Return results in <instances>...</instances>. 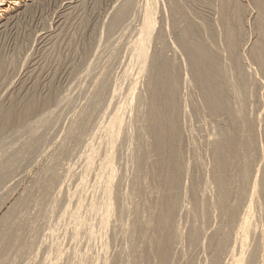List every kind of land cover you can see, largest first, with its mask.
I'll return each instance as SVG.
<instances>
[{
    "label": "rangeland",
    "instance_id": "374dc122",
    "mask_svg": "<svg viewBox=\"0 0 264 264\" xmlns=\"http://www.w3.org/2000/svg\"><path fill=\"white\" fill-rule=\"evenodd\" d=\"M21 3L0 17V111L15 109L12 119H16L15 122L11 119L13 123L8 121L7 126L0 122V240H3L0 241V264H26L27 261V264L161 263L154 242L158 234L157 217L163 208L160 198L167 191V187L164 183L161 155L153 150L155 137L146 130L149 100L154 98L156 89L145 82L147 78L150 79L151 73L148 71L159 61L165 63L169 86L168 108L165 113L167 122L162 129L166 135H175L173 142L167 144L170 149L164 156L174 158L176 154L180 158V164L183 163L171 226H176L180 232H184L180 234L175 228H172V232L168 231L169 239L175 241L168 240L172 247L171 255L168 254L165 264L169 259L168 264H213V261L216 264H234V256L240 257L236 254H242L243 251L249 254L254 248H258L256 253L262 250L264 70L253 53L257 47L264 49L261 20L264 0H27ZM226 3L229 10L227 14L223 9ZM174 7L178 8L175 10ZM150 18L154 22L150 21ZM148 22H153L150 24L152 27ZM145 24L148 30L149 27L152 29L147 34L140 30L146 27ZM232 25L237 26L234 28ZM231 30L236 32L237 36L235 53L232 54L229 53V48L227 49L228 33L233 32ZM183 36H191L190 40L214 51L213 56L221 69L228 66L230 71L235 69V72L231 71L230 74L229 71L222 70L228 74L224 77L222 73V76L225 80L229 78L227 81L231 82L232 90L235 84L239 83V74L243 73L240 78L244 76V79H241L246 80L244 86L247 88L241 84L244 90L246 89V97L242 95L244 90L240 89L241 85L238 84L239 89L237 85L236 87L239 93L243 90L240 93L242 97L231 99L239 93L237 91V94H234L227 82L225 99L232 102H227L226 111L210 112L205 104L203 90L194 77L188 57L184 53L181 43V39H185ZM141 37L146 42V45L143 44L144 48L149 45L146 50H142V44L138 43L139 40L144 43ZM136 51L141 53H138V57L133 54L137 53ZM154 57L161 59L156 61ZM226 63H232V66ZM235 63L239 65L238 68ZM230 80H233V83L236 80L237 83L233 85ZM138 95L140 102L135 99ZM238 97L240 101L241 98L244 99L239 103ZM32 104H36L37 109ZM228 104H232L231 111L228 110ZM30 106L35 107L34 111L25 112V108L29 109ZM237 106L242 107L237 109ZM239 114L240 118L236 119ZM114 118L118 121L121 118L125 123L120 125H125L123 128L127 129H122L118 124L122 121L117 122ZM112 123L116 126L113 127ZM247 123L252 124L254 131ZM244 126L249 127L248 130ZM227 127L239 142L238 149H241L238 151L251 152V160L247 162L249 166L246 176L241 174L242 171L236 170L238 163H235L237 167L230 176L234 177L230 178L233 181L230 180V193H227L228 200L225 201L227 204L224 202L223 206H218L216 185L212 178L215 157L210 145L212 141L223 137L221 133H225ZM112 131H115L113 135ZM106 141H111V145ZM102 142L111 148V153L108 147L101 146ZM96 151L98 153H95ZM240 161L245 162L244 159ZM85 162H89L87 168L83 166ZM130 179L134 181L131 182ZM252 179H257L258 188L262 191H256L257 197L254 194L256 203L253 202L255 205L251 204V207L255 210L250 207L253 220L259 221H255L256 232L250 233L246 239L249 243L244 246L247 247L246 250L243 245L239 249L243 242L241 238L238 239L240 242L236 239L238 234H241L237 232L236 226L245 215ZM84 180H88L87 185ZM100 183L107 187L106 190H103ZM79 184L81 190L77 189ZM240 187L245 191L241 195L237 194ZM240 200L242 203L239 206ZM89 201L94 202V206ZM233 202L241 208L237 207L239 211L236 209L234 216L229 213L228 216L226 211L234 205ZM256 205L258 210L262 208L260 212ZM121 208L124 210L122 213L118 211ZM191 208H195V213H189ZM91 209L94 213L89 212ZM228 219L234 220L233 225ZM75 223L80 224L79 229ZM258 224H261V227ZM132 228H136L135 232H132ZM260 229L263 236L258 234ZM192 230L198 239L190 240ZM4 232H7L6 236L12 232L11 236L9 235L12 238L8 236L6 241ZM258 235L262 238L258 239ZM13 240L14 242H11ZM259 240L262 243H259ZM218 242H223L222 247ZM57 248L60 252L55 250ZM232 252L234 256L231 255ZM257 259L253 264H262L258 262L261 260ZM128 261L131 263H127Z\"/></svg>",
    "mask_w": 264,
    "mask_h": 264
},
{
    "label": "bare ground",
    "instance_id": "6f19581e",
    "mask_svg": "<svg viewBox=\"0 0 264 264\" xmlns=\"http://www.w3.org/2000/svg\"><path fill=\"white\" fill-rule=\"evenodd\" d=\"M22 1H27V0H0V17H2V15H5L8 11H10L12 8H16V6H18V4L19 3H21ZM31 1V0H30ZM35 1V0H34ZM47 1V0H46ZM172 1V0H171ZM175 1V0H174ZM176 3V2H175ZM22 4V3H21ZM26 7V6H25ZM176 7V6H175ZM174 7V9L176 10L177 8H175ZM152 9V8H151ZM155 9H156V7H155ZM173 9V10H174ZM223 9H224V13H226L227 11H229L228 10V5H227V3L223 6ZM153 10H154V7H153ZM155 11V10H154ZM15 12V11H14ZM151 12V11H150ZM156 12V11H155ZM174 12V11H173ZM262 12V35L264 36V10H262L261 11ZM152 14H154L153 12H151ZM151 13H149V15L151 14ZM151 14V15H152ZM227 14V13H226ZM8 15V14H7ZM150 15V16H151ZM175 15V14H174ZM149 16V17H150ZM153 17V16H152ZM151 17V18H152ZM151 18H150V21H153V20H151ZM154 18V17H153ZM3 19V18H2ZM149 21V20H148ZM235 21V20H234ZM238 20H236V22H237ZM154 22V21H153ZM153 22L152 23H149V26H151L152 24H153ZM235 22V23H236ZM238 23V22H237ZM151 24V25H150ZM147 24H145V26H146ZM239 25V24H238ZM233 26V25H232ZM231 26V28H235L237 25H235V26H233L232 27ZM152 27V26H151ZM230 28V29H231ZM140 30H143V32H145L146 34L147 33H149V30H151L152 31V29H150V27H149V30H148V27L146 26V27H143L142 29H140ZM231 31H233V30H231ZM237 31V30H236ZM189 32V31H188ZM151 33V32H150ZM190 33V32H189ZM188 33V34H189ZM236 32H230V33H228V47H227V49L229 48V53L230 54H232V52H234L235 51V47H236V45H237V42H236V38H237V36H236V34H235ZM151 35V34H150ZM186 36V35H185ZM143 37V36H142ZM141 37V38H142ZM147 37H148V35H147ZM184 37V36H183ZM185 39V41L183 40V38L181 39L183 42H181V43H183L182 44V46H183V50H184V53L186 54V57H188V61H189V64H190V66H191V68H192V71L194 72V77L196 78V80L198 81V84H199V86H201V88H202V90H203V97H204V100H205V104H206V106H207V108H209L210 109V112H213V113H215V112H217V111H224L226 108H227V102H232L230 99H228V101H226L227 99H225L226 98V96H227V88H228V85L227 84H230L229 86H231L232 84H231V82H229V81H227L229 78H227V80H225L224 78H223V76L225 77H227L228 76V74H230V73H232L231 71H233V72H235L233 69L230 71L229 70V66L226 68V67H224L223 69H221L219 66H218V64H217V61H216V57H214L215 55H214V51L212 52V51H210V50H208L207 48H205L202 44H200V43H198V42H196V41H192V40H190L191 39V36L189 37L188 36V38H186V37H184ZM190 38V39H189ZM139 39H140V36H139ZM138 40V39H137ZM145 40H146V37H145ZM149 40H150V37H149ZM140 41L141 40H139V45L140 44H142L141 46H142V50H146L147 48L146 47H148V46H146L145 48H144V46L146 45V42H144V40H143V38H142V41L144 42V43H140ZM147 41V40H146ZM149 42V41H148ZM137 43V42H136ZM143 44H145L144 46H143ZM137 45V44H136ZM134 47V46H133ZM144 48V49H143ZM137 49V48H136ZM139 49V48H138ZM256 50H255V52L253 53V55H255V57L256 58H258V61H260V64H261V68L264 70V49L263 48H261V47H257V48H255ZM134 51V50H133ZM131 52V51H130ZM137 53H133V54H136V56L135 57H138L137 55H138V53H140L141 52V48H140V52H138V51H136ZM145 52V51H144ZM228 53V54H229ZM235 53V52H234ZM130 54V53H129ZM132 54V53H131ZM141 54V53H140ZM139 54V55H140ZM157 54V53H156ZM158 55H160L159 53H158ZM214 55V56H213ZM134 56H133V58H134ZM157 56V55H156ZM229 56V55H228ZM158 57V56H157ZM157 57H154L155 58V60L156 61H158V60H160L159 58H157ZM136 59V61H137V58H135ZM142 60V59H141ZM231 60V59H230ZM133 61H135V60H133ZM233 61V60H232ZM234 61H235V59H234ZM237 62V61H236ZM130 63H131V61H130ZM137 63V62H136ZM233 63V62H232ZM232 63H230V64H227V65H230V66H232L231 64ZM134 64H135V62H134ZM142 64V63H141ZM233 65H234V63H233ZM235 65H236V63H235ZM129 66V65H128ZM137 66V65H136ZM135 66V67H136ZM226 66V65H225ZM238 66L239 65H236L235 67H237L238 68ZM135 67H133V68H135ZM137 68V67H136ZM233 68V67H232ZM129 69V68H128ZM221 69V70H220ZM222 70H224V72H228L229 71V73L226 75V73H224ZM226 70V71H225ZM237 70V69H236ZM237 71H239V70H237ZM130 72V71H129ZM148 72H150L149 74H150V79L148 80V78L146 79L147 81H145L147 84H150V85H152V86H154L155 87V89H156V91H155V96H154V98L153 99H151V100H149V109H148V113H147V116H148V127H147V129L146 130H148V132L149 133H151L152 135H154V139H155V142H154V148H153V150H156V152L159 154V155H161V165H162V171L164 172V174H165V179H164V183H165V187H167V191L165 192V193H163L162 194V197L160 198V201H161V204L163 205V208H162V210L159 212V214H158V217H157V222H158V227H157V230H158V234H157V236H156V239H155V242H154V245H155V250H156V252H157V257L158 258H160V259H158L161 263L160 264H165L166 262H167V260H168V258H167V256H168V254H170V248L172 247V245H171V243H168V240H171V239H169V237L170 236H168L169 234V232H172V230L176 227V226H174V228L171 226V218H173L174 216H173V214H172V212H174L173 210H174V207H175V204L177 203V201H176V199H177V192H176V190H177V188H178V184H179V181H180V177H181V175L183 174V167H182V165H183V163H182V165L180 164V158H179V156L178 155H176V154H174V158H172V157H165L164 156V154H165V152H167V151H169V149H170V147L167 145V144H171L172 142H173V140H174V138H175V135H166L165 133H164V130L162 129V127H163V125L167 122V117H166V115H165V113H166V110H167V108H168V101H167V93H168V88H169V86H168V81H167V72H166V67H165V63L164 62H161V61H159L157 64H154L153 65V68L152 69H150V71H148ZM239 72H242V70L241 71H239ZM127 73V72H126ZM222 73H223V76H222ZM238 73V72H237ZM236 73V75H238ZM241 75H243V73H240ZM240 74H239V83H237V81L236 80H234L235 81V83H237V84H235V83H233V80H230V81H232V83H233V85L235 84V89H236V91H235V89L233 88V90H232V86H231V90L234 92V94L238 91V89H239V87H238V84H243V86H244V83H246V82H244V81H246V80H243L242 81V79L241 78H243L244 79V76L243 77H241L240 78ZM126 75V74H125ZM129 75V74H128ZM234 74H232V76H233ZM127 76V75H126ZM130 77V76H129ZM147 77V76H146ZM237 78H238V76H237ZM231 79V78H230ZM233 79H234V77H233ZM227 82H229V83H227ZM227 83V84H226ZM236 85H237V87H238V89H237V87H236ZM241 87H242V85H241ZM240 87V89H243L244 90V88L242 87L241 88ZM244 87H246V85L244 86ZM247 88V87H246ZM242 90V91H243ZM246 90V89H245ZM244 90V92L242 93V91L240 92V93H242V95L246 92ZM139 92V91H138ZM233 92H232V94H233ZM238 93H239V91H238ZM240 93H239V95L237 94V95H234L231 99H233L234 97L236 98V96H239V97H242V96H240ZM136 94H139V93H136ZM231 94V95H232ZM130 96H133V95H130ZM135 96V95H134ZM244 96V98L246 97V95L244 94L243 95ZM137 97H139V95L138 96H136L135 97V99H140V97L139 98H137ZM238 97V98H239ZM238 98H237V100H238ZM244 98H241L242 100L244 99ZM132 99V98H131ZM142 100V99H141ZM241 100V101H242ZM246 100V99H245ZM32 101V100H31ZM131 101V100H130ZM129 101V102H130ZM139 101V100H138ZM240 101V98H239V100H238V102ZM240 101V102H241ZM127 102V101H126ZM134 102V101H133ZM133 102H131V104L133 103ZM140 102V101H139ZM237 101H236V103H238ZM239 102V103H240ZM32 103H33V101H32ZM35 103V102H34ZM244 103H246V101L244 102ZM31 104V103H30ZM32 105H34V104H32ZM36 105V104H35ZM34 105V106H35ZM134 105V104H133ZM132 105V106H133ZM229 105V104H228ZM235 105V104H234ZM233 105V106H234ZM241 105V104H240ZM243 105V104H242ZM27 106V105H26ZM25 106V107H26ZM29 106V105H28ZM37 106V105H36ZM35 106V107H36ZM39 106V105H38ZM136 106V105H135ZM236 106V105H235ZM34 107V108H35ZM128 107V106H127ZM229 109L228 110H232L231 109V107H232V104L231 105H229ZM238 107H242V106H237V109H238ZM30 108H32V109H30ZM30 108L29 109H27V108H25V112H26V110L29 112H31V110H33L34 108H33V106L31 107L30 106ZM133 108V107H132ZM243 108H244V106H243ZM12 109V108H11ZM36 109H37V107H36ZM35 109V110H36ZM235 109V111H236V108H234ZM233 109V110H234ZM245 109V108H244ZM18 110V109H17ZM16 110V111H17ZM20 110V109H19ZM24 110V108L22 109V111ZM131 110H133V109H131ZM242 110V109H241ZM14 111H15V109H14ZM14 111H10V109H8V110H6V111H0V122L4 125V126H7L6 124H7V122L8 123H11L12 122V120H13V122H15L16 121V119H14V117H13V119H12V113L14 112ZM22 111H20L21 112V114H22ZM34 111V110H33ZM129 111H130V109H129ZM226 111V110H225ZM234 111V113H237L238 112V110H237V112H235ZM27 112V114H30V113H28ZM131 112V111H130ZM133 112V111H132ZM228 112V111H227ZM239 112L241 113V111L239 110ZM238 112V113H239ZM18 113V112H17ZM16 113V115H19V114H17ZM129 113V112H128ZM229 113V112H228ZM230 113H232V112H230ZM229 113V114H230ZM243 113V112H242ZM117 114V113H116ZM133 114V113H132ZM15 115V114H14ZM124 115V114H123ZM146 115V114H145ZM233 115V114H232ZM236 115V114H235ZM234 115V116H235ZM20 116V115H19ZM18 116V118H20V117H22V116H20L19 117ZM25 116H26V114H25ZM242 116H244L245 117V115H242ZM17 117V116H16ZM24 117V116H23ZM236 117V116H235ZM234 117V118H235ZM113 118V117H112ZM119 118V117H118ZM122 118V117H121ZM120 118V119H121ZM126 118V117H125ZM125 118H124V120H125ZM147 118V117H146ZM240 118V114H239V116H237L236 117V119H239ZM246 118V117H245ZM12 119V120H11ZM115 119V118H114ZM113 119V120H114ZM119 119V121H122V120H120ZM123 119V118H122ZM231 119V118H230ZM244 119V118H243ZM11 120V121H10ZM15 120V121H14ZM20 120V119H19ZM112 120V121H113ZM115 120H117V119H115ZM115 120L113 121V122H115ZM241 120H242V118H241ZM36 121H39V120H36ZM35 121V122H36ZM118 120H117V122H119ZM129 121V120H128ZM128 121H126V123H128ZM243 121V120H242ZM12 122V123H13ZM116 122V123H117ZM231 122H232V120H231ZM37 123V122H36ZM111 123V122H110ZM123 123H125L124 121H122V123H118L119 125L120 124H123ZM143 123V122H142ZM146 123V122H145ZM237 123V122H236ZM27 124H30V123H27ZM113 124V123H112ZM115 124V123H114ZM114 124L112 125L113 127H115L114 126ZM129 124V123H128ZM232 124V123H231ZM238 124V123H237ZM248 125H249V127L252 125L251 123H247ZM246 124V125H247ZM137 125V124H136ZM136 125H135V127H136ZM254 125V124H253ZM123 126H125V125H120V127H122V129H127V128H123ZM35 127V126H34ZM113 127H111V128H113ZM139 127V126H138ZM145 127V126H144ZM244 127H247V126H244ZM249 127H247V130H248V128ZM0 128H1V124H0ZM111 128H110V130H111ZM2 129V128H1ZM0 129V130H1ZM121 129V128H120ZM130 129V128H129ZM137 129V128H136ZM251 129H252V126H251ZM254 129L255 128H253L252 130L254 131ZM104 130V129H103ZM110 130L108 129V131L110 132ZM119 130V129H118ZM118 130H117V132H118ZM141 130H143V129H141ZM146 130H145V133H146ZM243 130V129H242ZM245 130H246V128H245ZM116 131V130H115ZM115 131L113 132L112 131V135H113V133H115ZM127 131V130H126ZM131 131V130H130ZM130 131H129V133H130ZM133 131V130H132ZM140 131V130H139ZM251 130H249V132H250ZM120 132H121V130H120ZM125 132V131H124ZM144 132V131H143ZM103 133V132H102ZM107 133V132H106ZM104 134V133H103ZM109 134H111V133H109ZM221 134H223V137H220V138H218L217 140H215V141H212V144L210 145V147H211V149L213 150V156L215 157V162H214V167H213V181H214V185H216V193H217V198H216V200H217V205L218 206H223L224 205V202L225 201H227L228 199H226L227 197H228V195L229 194H227V193H230L229 192V189H230V180H232V179H230V178H233L234 176H232V177H230L231 176V174L235 171V169L234 168H236L237 166H235V163H238V169L236 168V170H238V172L240 171H242V173L241 174H243V176H246V173H247V171H248V166H249V164L247 165V162H248V160L250 159V155L249 154H251V152H249L248 150H242V151H238V150H240L241 149V147H240V149H238V145H239V142H237L236 140H235V137H234V133L232 132V130L230 131V129L228 130V127H227V129H226V131H225V133L224 132H222ZM111 135V136H112ZM123 134H121V136H122ZM125 135H127V134H125ZM133 134H131V136H132ZM135 135V134H134ZM143 135V134H142ZM98 136V135H97ZM102 136V135H101ZM100 136V137H101ZM108 136V135H107ZM114 136H115V134H114ZM113 136V137H114ZM120 136V137H121ZM94 137V136H93ZM92 137V138H93ZM99 137V136H98ZM106 137V135L104 136V138ZM133 137V136H132ZM108 138H110V136H108ZM125 138H127V137H125ZM130 138V137H129ZM128 138V139H129ZM99 139V138H98ZM103 138H101V140H102ZM93 140V139H92ZM131 140V139H130ZM104 141V140H103ZM112 141V140H111ZM111 141H109L110 142V145H111ZM124 141V140H123ZM92 142V141H91ZM101 142V141H100ZM106 142H108V141H106ZM108 142V143H109ZM98 143V142H97ZM114 143V142H113ZM129 143V142H128ZM127 143V144H128ZM166 143V144H165ZM102 145L101 146H103V147H106L105 146V144L103 145V142L101 143ZM107 144V143H106ZM88 145V144H87ZM96 145V144H95ZM109 145V144H108ZM109 145V146H110ZM119 145V144H118ZM136 145V144H135ZM89 146H90V143H89ZM113 146V145H112ZM111 146V147H112ZM122 146V145H121ZM128 146V145H127ZM153 146V145H152ZM241 146H243V145H241ZM91 147H93V146H91ZM108 147V146H107ZM106 147V148H107ZM130 147V146H129ZM134 147V146H133ZM97 148H98V146H97ZM100 148V147H99ZM109 148V147H108ZM113 148V147H112ZM122 148V147H121ZM135 148V147H134ZM146 148V147H145ZM251 148V147H250ZM110 149V153H111V148H109ZM139 149V148H138ZM143 149V148H142ZM95 150H96V148H95ZM122 150V149H121ZM137 150V149H136ZM136 150H135V154H136ZM146 150V149H145ZM148 150V149H147ZM150 150H151V148H150ZM94 151V150H93ZM99 151V150H98ZM91 152H92V150H91ZM126 152V151H125ZM129 152V151H128ZM134 152V151H133ZM132 152V153H133ZM140 152H141V150H140ZM153 152H155V151H153ZM95 153H98L97 151L95 152ZM94 152H93V154H95ZM113 153V152H112ZM145 153V152H144ZM149 153V152H148ZM152 153V152H151ZM92 154V155H93ZM92 155H91V157H92ZM112 155V154H111ZM131 155V154H130ZM137 155H138V153H137ZM149 155H151L150 153H149ZM96 156V155H95ZM99 156V155H98ZM124 156H125V154H124ZM153 156V155H152ZM128 157V156H127ZM140 157V156H139ZM155 157H156V155H155ZM104 158V157H103ZM107 158H109V157H107ZM106 158V159H107ZM241 158V159H240ZM91 159V158H90ZM242 159H244L245 160V162L244 163H242L240 160H242ZM86 160H87V158H86ZM92 160V159H91ZM91 160H89V162H91ZM104 160V159H103ZM137 160V159H136ZM251 160V159H250ZM88 161V160H87ZM93 161V160H92ZM106 161V160H105ZM113 161V160H112ZM138 161V160H137ZM89 162L87 163V162H85L86 164H84L83 166H85V168H87V166L89 165ZM94 162V161H93ZM104 162V161H103ZM239 162H241L240 164H241V166H240V164H239ZM96 164V163H95ZM107 164V163H106ZM109 164V163H108ZM139 164H140V162H139ZM234 164V165H233ZM92 165H93V163H92ZM112 165V164H111ZM90 166H91V163H90ZM134 166V165H133ZM116 167V166H115ZM138 168H139V166H137ZM84 168V167H83ZM89 168V167H88ZM107 168V167H106ZM234 170H233V169ZM71 169V168H70ZM105 169V168H104ZM110 169V168H109ZM114 169V168H113ZM247 169V170H246ZM86 170V169H85ZM84 169H83V171H85ZM87 170H89V169H87ZM95 170V169H94ZM138 170V169H137ZM136 170V171H137ZM71 171H72V169H71ZM82 171V172H83ZM105 171V170H104ZM114 171V170H113ZM125 171V170H124ZM139 171V170H138ZM88 172V171H87ZM109 172H111L110 170H109ZM129 172V171H128ZM86 173V172H85ZM89 173V172H88ZM237 173V172H236ZM70 174V173H69ZM103 175H104V173H102ZM105 174H107V173H105ZM109 174V173H108ZM112 174V173H111ZM116 174V173H115ZM239 174V173H238ZM102 175V176H103ZM234 175L236 176V174L234 173ZM240 175V174H239ZM247 175H248V173H247ZM84 176V175H83ZM108 176V175H107ZM242 176V175H241ZM99 178L101 177L100 175L98 176ZM105 177H106V175H105ZM112 177V176H111ZM240 177V176H239ZM248 177V176H247ZM83 179H85L86 178V176H85V178L84 177H82ZM99 178H97V181H98V179ZM130 178V177H129ZM128 178V179H129ZM134 178V177H133ZM243 180H244V178L243 177H241ZM70 179V178H69ZM109 179H110V176H109ZM108 179V180H109ZM112 179V178H111ZM246 179V178H245ZM131 180V179H130ZM253 180V179H252ZM256 180L257 179H255V180H253V183H251V185H252V187L250 188L251 189V192H250V190H249V192H250V196H249V198L248 199H250V200H248V202L246 203V207H245V215H244V217L242 218V220L240 219V223H238V225L236 226V228H237V232L239 233H241V234H238V238H236L237 240L238 239H240L241 238V242H243V244H241V247L239 248V249H241L242 248V245H243V247L246 245H248L249 243L248 242H246V239H248V237H249V235H251L250 233H252L253 234V232L255 233L256 231V228H257V222H255L257 219H255V220H253V218H252V215L250 214V213H252V212H250L251 210H250V207H251V204H252V206H253V202H255L254 201V199H256V198H254V194L256 193V191L259 189L258 188V184H257V182H256ZM259 180V179H258ZM260 180L262 181V179L260 178ZM81 181H83V180H81ZM86 181H88V180H86ZM86 181L84 180V182H85V184H86ZM90 181V180H89ZM102 180H100V182H101ZM134 181V180H133ZM132 180H131V182H133ZM233 181V180H232ZM241 181V180H240ZM260 181V182H261ZM111 182V181H110ZM110 182H109V185H111L110 184ZM130 182V181H129ZM246 182V181H245ZM67 183V182H66ZM98 183H99V181H98ZM104 183H105V181H104ZM108 182L106 181V184H107ZM80 184H81V182H80ZM79 184V185H80ZM85 184H83V185H85ZM96 184H97V182H96ZM240 184H242V183H240ZM82 185V184H81ZM81 185L80 186H78L77 187V189L79 188V187H81ZM87 185V184H86ZM90 185V184H89ZM92 185V184H91ZM97 185H99V184H97ZM100 185L101 186H103L102 188H103V190H104V188H105V190H106V188L107 187H105L104 185H102V183H100ZM133 185H135V184H133ZM243 185H244V183H243ZM93 186V185H92ZM107 186H108V184H107ZM112 186V185H111ZM110 186V187H111ZM242 186V185H241ZM246 186H248V185H246ZM262 185H259V187H261ZM69 187V186H68ZM84 188V187H83ZM92 188V187H91ZM99 188H100V186H99ZM109 188V187H108ZM241 188V187H240ZM240 188L238 189V193L237 194H243V192H245V191H243V188H241V190H240ZM71 189V188H70ZM80 189V188H79ZM87 189V188H86ZM110 189V188H109ZM108 189V190H109ZM246 189H247V187H246ZM245 189V190H246ZM72 190V189H71ZM81 190V189H80ZM88 190V189H87ZM90 190V189H89ZM98 190V189H97ZM117 190V189H116ZM239 190H240V192H239ZM259 190H261V189H259ZM100 192H101V189L99 190ZM231 191V190H230ZM247 191V190H246ZM262 191V190H261ZM77 192V191H76ZM82 192H83V190H82ZM87 192V191H86ZM103 192V191H102ZM107 192V191H106ZM112 191H111V189H110V193H111ZM237 192V191H236ZM78 193V192H77ZM90 193V192H89ZM95 193H97V192H95ZM110 193H109V195H110ZM259 193V192H258ZM79 194H80V191H79ZM103 194V193H102ZM113 194V193H112ZM123 194V193H122ZM257 194V193H256ZM255 194V195H256ZM108 195V194H107ZM121 195V194H120ZM82 196H83V194H82ZM91 196V195H90ZM106 196V195H105ZM117 196H118V194H117ZM116 196V197H117ZM161 196V195H160ZM160 196H158V198L160 197ZM68 197V196H67ZM86 197H88V196H86ZM113 197V196H112ZM119 197V196H118ZM117 197V198H118ZM243 197V196H242ZM256 197H257V195H256ZM85 198V197H84ZM93 198V197H92ZM108 198V197H107ZM78 199V198H77ZM88 199V198H87ZM102 199V198H101ZM109 199V198H108ZM119 199V198H118ZM80 200V199H79ZM94 200V199H93ZM105 200V199H104ZM120 200V199H119ZM122 200V199H121ZM125 200V199H124ZM108 201H110V200H108ZM107 201V202H108ZM113 201H117V200H113ZM241 201V200H240ZM240 201H238L240 204H239V206L241 205V203H242V201L240 202ZM104 202V201H103ZM111 202V201H110ZM132 202V201H131ZM193 202V201H192ZM237 202V201H236ZM238 202H237V204H238ZM258 202V201H257ZM89 203H90V201H89ZM91 203H92V201H91ZM90 203V204H91ZM94 203V202H93ZM92 203V205L94 206V204ZM114 203V202H113ZM128 203H129V201H128ZM226 203V202H225ZM234 203V205L233 206H230L228 209H227V207H226V209L228 210V211H226V213L228 214H230V216L231 215H235L236 214V209H237V211H239L238 210V208H239V206H236L237 204H235V202H233ZM256 203V202H255ZM116 204V203H115ZM123 204V203H122ZM134 204V203H133ZM187 204V203H186ZM185 204V205H186ZM189 204V203H188ZM193 204V203H192ZM194 204H196V203H194ZM193 204V205H194ZM227 204V203H226ZM260 204V203H259ZM117 205V204H116ZM228 205H231V204H228ZM255 205V204H254ZM258 205V204H257ZM256 205V206H257ZM261 205V204H260ZM260 205H258V206H260ZM96 206V205H95ZM122 206V205H121ZM190 206H191V204H190ZM189 206V207H190ZM196 206H197V204H196ZM258 206H257V210H258ZM89 207H91V205L89 206ZM97 207V206H96ZM130 207V206H129ZM188 207V206H187ZM188 207V208H189ZM192 207V206H191ZM238 207V208H237ZM263 207V206H262ZM100 208V207H99ZM109 208V207H108ZM241 208V207H240ZM239 208V209H240ZM253 207H251V209H252ZM55 209V208H54ZM54 209H53V211H54ZM101 209V208H100ZM102 209H103V207H102ZM105 209V208H104ZM112 209V208H111ZM125 209H127V208H125ZM129 209V208H128ZM195 209V208H194ZM194 209L193 208H191V209H189L190 211H189V213L191 212V211H194ZM197 209V208H196ZM254 210H255V208H253ZM259 209H260V207H259ZM262 209V208H261ZM261 209L260 210H258L259 212L261 211ZM96 210H97V208H96ZM113 210V209H112ZM121 210V211H120ZM135 210V209H134ZM66 211V210H65ZM69 211H71V210H69ZM93 211V213H94V210H92L91 209V211H89V212H92ZM109 211L110 210H108V213H109ZM114 211V210H113ZM119 212H121L122 213V211H124L122 208L121 209H119L118 210ZM131 211H132V209H131ZM196 211V210H195ZM195 211L193 212V213H195ZM76 212V211H75ZM96 212V211H95ZM51 213V212H50ZM64 213V212H63ZM66 213V212H65ZM64 213V214H65ZM68 213H70V212H68ZM78 213V212H77ZM86 213H88V212H86ZM107 213V214H108ZM127 213V212H126ZM125 213V214H126ZM225 213V214H226ZM52 214V213H51ZM50 214V215H51ZM106 214V215H107ZM140 214V213H139ZM226 214V215H227ZM229 214H228V216H229ZM47 215V214H46ZM94 215V214H93ZM99 215V214H98ZM105 215V216H106ZM233 215V216H234ZM255 215H257V214H255ZM255 215H253L254 217H256ZM264 215V214H263ZM66 216V215H65ZM108 216H109V214H108ZM114 216V215H113ZM140 216V215H139ZM138 216V217H139ZM48 217V216H47ZM85 217V216H84ZM87 217V216H86ZM102 217V216H101ZM104 217V216H103ZM122 217V216H121ZM133 217V216H132ZM46 218V217H45ZM76 218H77V216H76ZM120 218V217H119ZM228 218H230V217H228ZM232 218V217H231ZM257 218V217H256ZM264 218V217H263ZM80 219H81V217H80ZM106 219V218H105ZM144 219V218H143ZM232 219H234V218H232ZM260 219V218H259ZM79 219H77V221H78ZM84 220V219H83ZM124 220V219H123ZM122 220V221H123ZM229 220V219H228ZM62 221H63V219H62ZM76 221V222H77ZM87 221V220H86ZM99 221V220H98ZM102 221H103V219H102ZM101 221V222H102ZM114 221V220H113ZM147 222H148V219L146 220ZM230 221H231V219L228 221L229 223H230ZM234 220H232L231 221V224L233 225V222ZM257 221H259V220H257ZM263 221H264V219H263ZM52 222V221H51ZM74 222V221H73ZM81 222V221H80ZM80 222H78V223H80ZM91 222V221H90ZM124 222V221H123ZM128 222V221H127ZM144 222V221H143ZM146 222V223H147ZM262 222V221H261ZM19 223V222H18ZM48 223V222H47ZM97 223V222H96ZM100 223V222H99ZM104 223V222H103ZM117 223V222H116ZM138 223H140V221L138 222ZM141 223H142V221H141ZM59 224V223H58ZM74 224V223H73ZM76 224V223H75ZM87 224V223H86ZM136 224V223H135ZM77 225V224H76ZM80 225V224H79ZM79 225H77V227L79 226ZM84 225V224H83ZM82 225V226H83ZM96 225V224H95ZM141 225V224H140ZM144 225V224H143ZM149 225V224H148ZM173 225H176V224H173ZM230 225V224H229ZM258 225H260L259 227H261V224H258ZM13 226V225H12ZM66 226H67V224H66ZM93 226V225H92ZM103 226V225H102ZM111 226V225H110ZM119 226V225H118ZM132 226V225H131ZM178 226V225H177ZM11 227V226H10ZM64 227V226H63ZM87 227H89L88 225H87ZM138 227H140V226H138ZM230 227H231V225H230ZM82 228V227H81ZM120 228H122V227H120ZM127 228V227H126ZM173 228V229H172ZM180 228V227H179ZM9 229V228H8ZM52 229V228H51ZM78 229H79V227H78ZM77 229V230H78ZM94 229V228H93ZM98 229V228H97ZM96 229V230H97ZM99 229H101V227L99 228ZM105 229H107V228H105ZM123 229V228H122ZM135 229L136 228H132V232L134 231L135 232ZM139 229V228H138ZM169 229H171V231L169 230ZM177 229L178 228H175L174 230H176L177 231ZM46 230H48V229H45V231ZM55 230V229H54ZM86 230V229H85ZM92 230V229H91ZM117 230V229H116ZM127 230V229H126ZM125 230V231H126ZM179 230V229H178ZM190 230V229H189ZM236 230V229H235ZM261 230V229H260ZM52 231V230H51ZM71 231V230H70ZM79 231V230H78ZM103 231V230H102ZM106 231V230H105ZM120 231V230H119ZM169 231V232H168ZM9 232V231H8ZM12 232H13V230H12ZM12 232H10L11 234H12ZM137 232V231H136ZM174 232V231H173ZM179 232H180V230H179ZM181 232H184V231H181ZM180 232V234H182ZM192 232V233H191ZM190 232V240H194V239H198V238H196V234H194L193 233V230ZM236 232V231H235ZM236 232V233H237ZM4 233H6L4 236H5V238L7 237V240L6 241H8V236L10 235L11 236V234H9L8 236H6L7 235V232H4ZM71 233V232H70ZM85 233V232H84ZM83 233V234H84ZM88 233H89V231H88ZM123 233H124V231H123ZM127 233V232H126ZM174 233H178V232H174ZM188 234H189V232H187ZM261 234L262 236H263V231L261 230V231H259L258 232V234ZM50 234V233H49ZM53 234V233H52ZM62 234V233H61ZM96 234V233H95ZM131 234H133V233H131ZM184 234V233H183ZM259 234V235H260ZM13 235H15V234H13ZM12 235V236H13ZM32 235V234H31ZM30 235V236H31ZM47 235V234H46ZM57 235V234H56ZM81 235H82V233H81ZM135 235V234H134ZM134 235H132V236H134ZM239 235L241 236L242 235V237H239ZM258 235V239H260V237L262 238V236H259ZM9 236V237H10ZM34 236V235H33ZM50 236H51V234H50ZM58 237H59V235H57ZM85 236V235H84ZM88 236H90V235H88ZM102 236V235H101ZM109 236V235H108ZM122 236V235H121ZM175 236V235H174ZM18 237V236H17ZM53 238L55 237L54 236V234H53V236H52ZM64 237V236H63ZM135 237H136V235H135ZM134 237V238H135ZM145 237V236H144ZM172 237V236H171ZM185 236H183V238H184ZM234 238H235V236H233ZM10 238H12V237H10ZM16 238V237H15ZM72 238V237H71ZM75 238H76V236H75ZM87 238V237H86ZM124 238V237H123ZM182 238V237H181ZM180 238V239H181ZM251 238V237H250ZM55 239H57V238H55ZM236 239H235V242H236ZM263 239H264V237H263ZM262 239V241L264 242V240ZM5 240V239H4ZM47 240V239H46ZM67 240V239H66ZM106 240H107V238H106ZM122 240V239H121ZM187 240V239H186ZM222 240V239H221ZM221 240H219V241H221ZM234 240V239H233ZM250 240V239H249ZM0 241H3V240H0ZM16 241V240H15ZM35 241V240H34ZM44 241V240H43ZM173 241H175V240H173ZM172 240L171 241H169V242H173ZM182 241H183V239H182ZM223 241V240H222ZM239 242H240V240H238ZM11 242H14V240L13 241H11ZM11 242H10V244H11ZM27 242V241H26ZM45 242V241H44ZM130 242V241H129ZM135 242V241H134ZM187 242H189V241H187ZM187 242H185V243H187ZM6 244H4V242H3V244L4 245H8V243L7 242H5ZM25 243V242H24ZM28 243V242H27ZM52 243H53V241H52ZM64 243V242H63ZM69 243V242H68ZM67 243V244H68ZM84 243H85V241H84ZM93 243V242H92ZM125 243V242H124ZM176 243H177V241H176ZM180 243V242H179ZM184 243V242H183ZM246 243H248V244H246ZM259 243H262L260 240H259ZM2 244V245H3ZM13 244V243H12ZM11 244V245H12ZM37 244V243H36ZM51 244V243H50ZM71 244V243H70ZM69 244V245H70ZM86 244V243H85ZM103 244V243H102ZM132 244V243H131ZM188 244V243H187ZM194 244H195V242H194ZM218 244L219 245H221V247H222V244H223V242L222 243H220V242H218ZM218 244H217V247H218ZM240 244V243H239ZM23 245V244H22ZM25 245V244H24ZM28 245V244H27ZM42 245V244H41ZM44 245V244H43ZM46 245H47V243H46ZM54 245V244H53ZM173 245H175L174 243H173ZM181 245H182V242H181ZM260 245V244H259ZM264 244H262V246H263ZM14 246V245H13ZM40 246V245H39ZM61 246H62V244H61ZM65 246V245H64ZM107 246V245H106ZM184 246V245H183ZM189 246V245H188ZM240 246V245H239ZM261 246V247H262ZM6 247V246H5ZM19 247V246H18ZM29 247V246H28ZM45 247V246H44ZM49 247V246H48ZM47 247V248H48ZM56 247V246H55ZM58 247V246H57ZM68 247V246H67ZM66 247V248H67ZM127 247H129V246H127ZM132 247V246H131ZM173 247H175V246H173ZM186 247V246H185ZM237 247V246H236ZM24 248V247H23ZM22 248V249H23ZM50 248V247H49ZM78 248V247H77ZM88 248V247H87ZM121 248V247H120ZM136 248V247H135ZM247 248V247H246ZM245 247H244V249H246ZM251 248V247H250ZM24 249H26V248H24ZM70 249V248H69ZM69 249H67L68 251H70ZM72 249V248H71ZM89 249V248H88ZM218 249H220V246L218 247ZM243 249V250H244ZM255 249V248H254ZM254 249L251 251L250 250V252H249V254H247L246 252H244V254L246 253L247 255L246 256H244V254H243V252H242V254L241 253H239V254H236V255H240V257H238L237 258V256L235 257L234 255H233V252L231 253V255H233L234 256V258H236L235 260H233L232 258H233V256H231L232 258V260L234 261V264H253V262L254 261H256V259L258 258V256H260V258H258V259H260L261 260V262L260 261H258L259 263H264V246L261 248L262 250H259L258 251V253H260V254H258V253H256L257 252V250H258V248L257 249H255L256 251H254ZM260 249V248H259ZM34 250V249H33ZM36 250H38V249H36ZM55 250H57L58 252H60L59 250H58V248L57 249H55ZM60 250H61V248H60ZM63 250V249H62ZM66 250V251H67ZM80 250V249H79ZM100 250V249H99ZM98 250V251H99ZM124 250V249H123ZM127 250V249H126ZM247 250V249H246ZM245 250V251H246ZM21 251V250H20ZM43 251V250H42ZM57 251H55V252H57ZM239 251V250H238ZM45 252V251H44ZM54 252V253H55ZM96 252V251H95ZM240 252H241V250H240ZM33 253V252H32ZM53 253V252H52ZM80 253V252H79ZM115 253V252H114ZM172 253V252H171ZM67 254H68V252H67ZM82 254V253H81ZM85 254V253H84ZM235 254V253H234ZM53 255V254H52ZM62 255H63V253H62ZM120 255H121V253H120ZM130 255V254H129ZM132 255V254H131ZM171 255V254H170ZM36 256V255H35ZM67 256V255H66ZM122 256V255H121ZM125 256V255H124ZM128 256V255H127ZM216 256H218V255H216ZM215 256V257H216ZM247 256H248V259H247ZM29 257V256H28ZM34 257V256H33ZM58 257V256H57ZM62 257V256H61ZM84 257V256H83ZM113 257V256H112ZM123 257V256H122ZM49 258V257H48ZM47 258V259H48ZM59 258H60V256H59ZM81 258V257H80ZM104 258V257H103ZM114 258H115V256H114ZM126 258V257H125ZM221 258V257H220ZM29 259H30V257H29ZM54 259V258H53ZM55 259H57V258H55ZM67 259V258H66ZM118 259V258H117ZM121 259H123V258H121ZM218 258H216V260H217ZM257 259V260H258ZM52 260V259H51ZM58 260H60V259H58ZM57 260V261H58ZM65 260V259H64ZM80 260V259H79ZM129 260H130V258H129ZM231 260V261H232ZM33 261H34V259H33ZM32 261V262H33ZM36 261V260H35ZM55 261V260H54ZM82 261V260H81ZM86 261V260H85ZM104 261V260H103ZM119 261H121V260H119ZM124 261H125V259H124ZM123 261V262H124ZM131 261V260H130ZM130 261H128L127 263H129ZM138 261V260H137ZM136 261V262H137ZM169 261H170V259H169ZM168 261V263H170ZM218 261L219 260H217V263H218ZM37 262H39V261H37ZM49 262V261H48ZM257 262V261H256ZM26 263V262H25ZM27 263H28V261H27ZM26 263V264H27ZM53 263V262H52ZM131 263V262H130ZM159 263V262H158ZM167 263V264H168ZM212 263V262H211ZM13 264V263H12ZM35 264V263H34ZM37 264V263H36ZM54 264V263H53ZM60 264V263H59ZM78 264V263H77ZM138 264V263H137ZM213 264H216V262H214L213 261ZM255 264V263H254Z\"/></svg>",
    "mask_w": 264,
    "mask_h": 264
}]
</instances>
